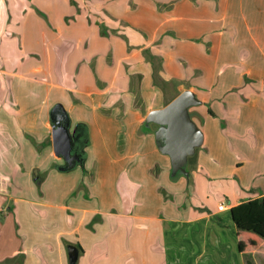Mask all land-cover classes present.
I'll return each instance as SVG.
<instances>
[{
    "label": "rangeland",
    "instance_id": "obj_1",
    "mask_svg": "<svg viewBox=\"0 0 264 264\" xmlns=\"http://www.w3.org/2000/svg\"><path fill=\"white\" fill-rule=\"evenodd\" d=\"M85 1L15 0L8 6L12 11L8 7L4 11L10 19L6 26L0 20L1 39H11L7 50L14 56L7 68L10 74L2 76L9 78L4 81L12 92L10 100L30 103L23 113L30 115L27 122L31 130L25 135L29 145L24 147L13 146L14 140L11 144L0 142V258L10 255L15 247L31 246L44 253L41 245L46 242L54 247L56 241L68 256L67 242L81 241L89 264L95 260L105 264H159L162 257L155 263L151 253L162 238L153 230L157 221L152 217L163 218L168 213L156 205L168 201L169 187L166 182L165 186L159 183V176L162 157L166 156L171 166L169 157L160 152V161L140 171V178H136L129 165L122 168L123 164L114 161L118 153L113 143L111 152L106 150L99 161L98 151L91 144L92 134L89 138L82 118L98 111L92 108L97 107L93 100H104L107 108L99 109H106L102 113L107 114L118 112L117 101L125 106L124 102L134 100L139 102L136 107L154 100L156 105L170 101L178 94L176 84L155 73L157 84L143 88L137 75L128 73L130 52L149 41L145 28L154 30L156 43L161 37L171 38L173 43L191 36L195 45L184 50L188 57L183 58V66L190 71L191 81L203 78L202 84L196 83L195 93L198 99L208 100L193 106H203L207 115L208 110H217L214 100H257L251 107L252 116L245 119L241 115L240 125L232 128L220 117L208 119L206 126L195 119L204 133L201 146L218 145L222 133L236 151L264 158V35L254 26L255 21H264V0L216 4L205 13L210 26L192 19L181 24L185 25L183 30L168 19L173 11L164 4L166 0H145L161 8L157 18L147 14L146 3L141 10L144 0ZM190 59L198 62L197 68L191 67ZM153 63L161 66L162 58L154 57ZM32 64L38 69L31 71ZM205 70L209 73L206 79L202 77ZM60 103L71 117L72 142H78L77 134L84 140L79 144L81 161L67 170L61 169L64 161L51 145L49 117ZM245 120L250 127H244ZM215 123L223 132L221 128L216 131ZM119 137L123 143L124 135ZM191 167L187 159L186 172L178 176L190 182ZM262 172L264 175V168ZM229 184L211 182L209 190L225 197L223 189L227 191ZM183 192L190 195L187 189ZM48 253L56 257L53 250Z\"/></svg>",
    "mask_w": 264,
    "mask_h": 264
},
{
    "label": "crops",
    "instance_id": "obj_2",
    "mask_svg": "<svg viewBox=\"0 0 264 264\" xmlns=\"http://www.w3.org/2000/svg\"><path fill=\"white\" fill-rule=\"evenodd\" d=\"M81 1L87 2L85 0ZM229 1L232 2L233 0H166L164 4L173 11L168 19L173 20L174 25H181L186 20L193 19L197 20L200 25L210 26V20L205 13L213 9L216 4L221 5L223 2L228 3ZM14 3L15 0H0V20L4 22L5 26L10 19H6L4 11L8 6H13ZM145 3L147 14L152 18L154 16L157 18L158 10H161V8H157L153 2L144 0L140 5L141 10H143ZM8 8L11 11L13 9V7ZM204 9H207V11L202 13ZM22 16H24L23 11ZM254 26H256L255 29L262 30L261 34L264 35L263 20L255 21ZM184 28L185 25H181V30ZM145 29L147 33L145 39L149 41L130 52L131 64L127 66L128 73L132 75L134 72L143 88L157 84V81H155L156 73L166 82H174L176 84L175 88L178 90L177 93L184 89H191L195 93L196 83L202 84L203 78L191 81L190 71L183 66V58L188 57L184 50L192 49L195 45V41H192L193 37L188 36L178 39V42H173L174 44L171 38H169V41L166 39L167 37H161L156 43V37L153 35L154 30ZM175 30L176 28L172 29V31ZM1 36L0 33V142L11 144L14 140L13 146L24 147L29 145V138L25 139V135L28 136L31 131L27 122L30 115L24 114L27 109L26 105L28 107L30 103L28 100H17V103L10 100L12 92L9 93V88L6 87L7 84L4 81L7 78L2 75L10 74L7 68L10 67L14 56H10V50H7L11 45V39L4 40L1 39ZM148 50L150 51L149 54L147 53ZM133 55L136 57H132ZM154 57L162 58L161 66H159V63L154 65ZM190 62L191 67H198V62L195 60L190 59ZM36 69L38 68L32 64L31 71ZM203 72L202 77L206 79L209 73L206 70ZM14 99L16 100V98ZM94 101H96L98 109L93 106L92 108L99 112H95L91 117L82 118V121L85 122V127L88 128L89 138L92 134L91 144L98 151L97 158L101 161L102 155L105 156L107 151L109 154L111 143H113L114 151L118 153V157L114 161L119 165L123 164L122 168L129 165L132 175L140 178V171H144L152 164L160 161V151L154 139V131L158 126L152 122L146 123L145 117L151 109L162 107L165 103L156 105L154 100V102L144 103L145 106L142 103L140 107H136L139 102L135 104L136 101L134 100H127L124 102L125 106L114 100V102L117 101L118 112L107 114L102 113L106 109L101 110L102 112L99 109L107 108L104 100H93L95 104ZM207 101L201 99L199 104L204 105ZM214 101L217 110L212 109L213 112L208 110L207 115H204L203 106L189 108L190 115L195 123V119L202 120L203 126H206L208 119L220 117L228 128H232L236 124L240 125L238 117L241 118V115L245 119L252 116L251 107L256 104L257 100H244V102L241 100ZM134 105L135 108L130 107ZM239 106L241 107L239 108ZM52 118L68 123L71 121L70 114L66 112L62 103L57 104L51 111L49 117L51 122ZM243 125L244 127H250L251 123L245 120ZM214 126L217 132H220V128L223 132V127H220L217 123ZM119 135H124L123 143L119 141ZM219 138L221 141H218V145L210 143L208 146H201L202 148L195 150L193 158L189 161V165H192L188 171L190 182L178 176V173L172 176L168 159L165 158L166 156L162 157L160 163L163 170L159 176L161 178L159 183L162 182L161 184L164 185V182H166L169 187L166 189L169 195L167 196L168 201L158 202L156 207L163 208L168 213L163 218L152 217L157 221L153 230L162 238V242L157 243V246L153 245L156 248H152L154 251L152 250L151 255L155 263L159 262L158 258L162 257L160 263L163 264H248V262L251 264H264V241L255 247H248L240 251L237 240L238 228L230 215L232 206L264 195V175H262L264 162L261 163V159L264 160V158L260 154L249 157L244 154V150L236 151L235 147L227 144L222 133ZM77 141L76 145H78L80 152V145L84 143V140L81 139L79 134H77ZM78 162L80 161H77L76 164ZM63 166H65V162ZM136 169H139V171L134 172ZM216 181L221 183L230 181V188L227 191L223 189L226 192L225 197H221L220 193H216L211 189L209 190L211 182ZM183 189H187L190 195L183 192ZM221 202H225V209L218 210L217 206ZM62 209L66 208L62 207ZM81 212L84 211L81 210ZM135 217L142 218L139 215ZM80 219L81 215L77 221H80ZM72 221H70V224H73ZM76 227L74 225L72 229L76 231ZM60 234H65V231H60ZM69 234L72 235V231H68ZM55 244L52 247L50 243H43L41 248L45 250L44 253L40 251L37 253L35 248L31 246L15 247L10 255L0 258V264H29L30 262L66 264V259L68 264V256L64 253L60 242L56 241ZM70 244L75 245L79 250L76 264H89L88 252L81 241H76V243L67 242V246ZM50 250L56 253L55 258H52V254L48 253ZM94 262L91 264H105L104 261L99 260Z\"/></svg>",
    "mask_w": 264,
    "mask_h": 264
},
{
    "label": "water",
    "instance_id": "obj_3",
    "mask_svg": "<svg viewBox=\"0 0 264 264\" xmlns=\"http://www.w3.org/2000/svg\"><path fill=\"white\" fill-rule=\"evenodd\" d=\"M200 103L191 89L180 91L164 106L151 109L145 122L157 124L154 139L159 151L167 155L171 163V175L185 173L184 166L188 157L194 155L197 147L204 141V134L192 119L189 108ZM68 122L60 123L52 118L51 144L54 153L65 161L66 170L81 161L78 153L73 152V142L68 129ZM79 250L75 245H68V264H76Z\"/></svg>",
    "mask_w": 264,
    "mask_h": 264
},
{
    "label": "trees",
    "instance_id": "obj_4",
    "mask_svg": "<svg viewBox=\"0 0 264 264\" xmlns=\"http://www.w3.org/2000/svg\"><path fill=\"white\" fill-rule=\"evenodd\" d=\"M192 158L193 155L188 158L189 161ZM230 215L238 228L240 251L255 247L264 241V195L232 206Z\"/></svg>",
    "mask_w": 264,
    "mask_h": 264
},
{
    "label": "flooded vegetation",
    "instance_id": "obj_5",
    "mask_svg": "<svg viewBox=\"0 0 264 264\" xmlns=\"http://www.w3.org/2000/svg\"><path fill=\"white\" fill-rule=\"evenodd\" d=\"M59 122L62 123L63 121H62V120H59ZM51 123H52V122H51ZM72 151L78 153L79 156L81 157V153L79 152L78 145H76V143L73 144ZM64 162H65V161H64Z\"/></svg>",
    "mask_w": 264,
    "mask_h": 264
},
{
    "label": "built area",
    "instance_id": "obj_6",
    "mask_svg": "<svg viewBox=\"0 0 264 264\" xmlns=\"http://www.w3.org/2000/svg\"><path fill=\"white\" fill-rule=\"evenodd\" d=\"M218 210H223L225 209V202H221L218 206H217Z\"/></svg>",
    "mask_w": 264,
    "mask_h": 264
}]
</instances>
